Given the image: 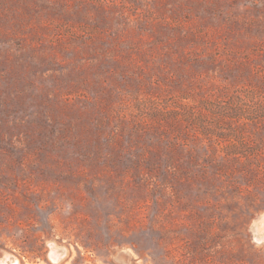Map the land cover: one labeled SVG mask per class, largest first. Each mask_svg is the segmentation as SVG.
Instances as JSON below:
<instances>
[{"label": "rangeland", "instance_id": "1", "mask_svg": "<svg viewBox=\"0 0 264 264\" xmlns=\"http://www.w3.org/2000/svg\"><path fill=\"white\" fill-rule=\"evenodd\" d=\"M263 216L264 0H0V262L264 264Z\"/></svg>", "mask_w": 264, "mask_h": 264}, {"label": "bare ground", "instance_id": "2", "mask_svg": "<svg viewBox=\"0 0 264 264\" xmlns=\"http://www.w3.org/2000/svg\"><path fill=\"white\" fill-rule=\"evenodd\" d=\"M256 227H260V228L264 229V216L259 221L256 222L254 228H256ZM58 255L62 256V253L60 254L56 250V248L53 247L52 258H53L54 261L56 260V256H58ZM0 264H16V261H15V259L13 260V259L10 258V260H8V261H5V262L1 261Z\"/></svg>", "mask_w": 264, "mask_h": 264}, {"label": "flooded vegetation", "instance_id": "3", "mask_svg": "<svg viewBox=\"0 0 264 264\" xmlns=\"http://www.w3.org/2000/svg\"><path fill=\"white\" fill-rule=\"evenodd\" d=\"M255 236L259 239H264V229L260 227L255 228ZM61 258L60 255L56 256V261H58Z\"/></svg>", "mask_w": 264, "mask_h": 264}]
</instances>
